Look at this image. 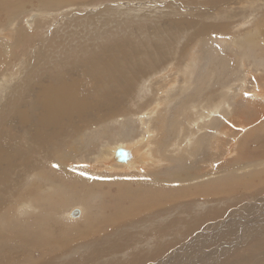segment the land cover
<instances>
[{
  "label": "rangeland",
  "instance_id": "rangeland-1",
  "mask_svg": "<svg viewBox=\"0 0 264 264\" xmlns=\"http://www.w3.org/2000/svg\"><path fill=\"white\" fill-rule=\"evenodd\" d=\"M220 1L222 4L219 0H0V76L12 72L11 85H16L7 97H0V154L5 159L0 165V264H232L234 258L236 264H264V231L256 242L249 237L243 240L238 231L247 222L264 230V98L253 92L258 84L264 87V0ZM223 8L224 13L229 10V14L223 13L225 18L219 16L224 17ZM220 30L226 32L225 37L232 35L225 39L227 43L211 35ZM191 58L195 61L193 83L182 91L181 70ZM74 67L79 72L83 67L89 77H75L79 73ZM64 72L62 80L73 79L78 84L77 106L56 124L39 123L37 118L43 112L39 82H57L55 77ZM156 72L148 90L143 82ZM175 78L176 88L165 92ZM244 82L247 93L236 96ZM226 93L228 101H234L236 115H243L245 126L255 123L243 138L239 136V152L226 157L215 146L210 151L208 138L197 145L190 143L188 150L173 151L187 125L185 131H190L187 119L196 118L192 107L216 103ZM84 96L101 105L103 114L117 112L98 124L104 135H96L89 124L82 140L76 128L89 115L93 117ZM116 99L120 107L114 105ZM158 101L164 103L150 116V122L156 145L153 151L160 154L161 164H143L125 172L106 167L90 172L83 166L93 167L103 145L117 138L125 139L118 145L140 138L143 128L137 115L158 107ZM190 105L191 111L186 112ZM78 113L84 119L78 120ZM186 113L190 116L184 117ZM214 124L213 129L223 125L232 131L226 122ZM235 132L239 135V128ZM213 136L212 131L210 143ZM233 138L229 137V144ZM34 140L45 146L30 153ZM139 148L142 152V145ZM10 151L15 158L8 159ZM139 151L132 154L137 163L142 160ZM207 160L214 172L209 178L185 175L200 173ZM8 165L9 174L4 170ZM177 179L186 181L176 184ZM37 183H42L40 190ZM219 183L224 184L223 190ZM209 187H214L216 198L190 195ZM27 191L34 194L32 199L25 195ZM220 192L226 193L225 201ZM59 197L66 201H58ZM28 200L39 211L21 209ZM206 209L207 214L215 211L212 218H204L202 223L193 218ZM74 210L80 213L74 215ZM230 218L236 222L233 233L225 228ZM27 225L42 229L30 233ZM45 226L48 228L43 230ZM158 243L164 246L160 253Z\"/></svg>",
  "mask_w": 264,
  "mask_h": 264
},
{
  "label": "bare ground",
  "instance_id": "bare-ground-1",
  "mask_svg": "<svg viewBox=\"0 0 264 264\" xmlns=\"http://www.w3.org/2000/svg\"><path fill=\"white\" fill-rule=\"evenodd\" d=\"M230 1V0H229ZM237 1V0H236ZM245 1V0H244ZM255 1V0H254ZM219 2L221 3V1L219 0ZM219 3V4H220ZM219 4H216V5H219ZM222 4V3H221ZM221 4L219 5L220 7H221ZM235 4H237V3H235ZM242 5V4H241ZM249 5V4H248ZM251 5V4H250ZM249 5V6H250ZM215 6V5H214ZM208 7V6H207ZM231 9H233V8H231ZM237 9H239L238 7H237ZM233 10H235V9H233ZM131 11H133V10H129V12L130 13H132ZM221 11V10H220ZM226 11V10H225ZM224 11V8H223V10H222V15H223V13L225 12ZM229 11V10H228ZM228 11L226 12V13H228ZM209 12H211V11H209ZM206 13V12H205ZM212 14H213V12H211ZM226 13H224V14H226ZM231 13V12H230ZM220 14V13H219ZM229 14V13H228ZM209 15V14H208ZM207 15V16H208ZM210 16V15H209ZM213 16H215V14H213ZM217 16H218V14H217ZM221 18H225V16L224 17H222L221 16V14L219 15ZM229 16V15H228ZM233 16V15H232ZM231 16V17H232ZM64 18V17H63ZM211 18H212V16H211ZM221 18H219V19H221ZM228 18V17H227ZM229 18H230V16H229ZM218 19V18H217ZM218 19V20H219ZM183 21V20H182ZM184 22V21H183ZM204 24V23H203ZM199 26H201L202 27V25H199ZM203 26H205V28H207V29H210L211 31L214 29V26L211 24V25H206V24H204ZM205 28H204V30H205ZM226 29V28H225ZM224 29V30H225ZM224 30H220V31H213L212 32V34L211 35H213V38L215 39H217V40H221V41H223V43H227L228 41H225V39L226 38H231V36L232 35H228L227 37H225V34H226V32L224 31ZM251 30H253V29H251ZM201 31V30H200ZM257 31V30H256ZM55 32V31H54ZM183 32V31H182ZM197 32V31H196ZM248 33V32H247ZM33 34V33H32ZM69 34V33H68ZM200 34V33H199ZM203 34V33H202ZM201 34V35H202ZM204 34H206V33H204ZM34 35V34H33ZM183 35V34H182ZM200 35V36H201ZM199 36V37H200ZM44 37V36H43ZM42 37V38H43ZM5 38V37H4ZM215 39V40H216ZM40 41V40H39ZM210 43V42H209ZM47 44H49V43H47ZM255 44V43H254ZM208 45V44H207ZM214 45V44H213ZM14 47H16V46H14ZM7 51H8V49H7ZM163 52V51H162ZM161 52V53H162ZM222 52V51H221ZM11 53V52H10ZM7 54H8V52H7ZM27 54V53H26ZM155 54H158L157 52H155ZM9 55V54H8ZM162 55V54H161ZM1 56V55H0ZM156 56V55H155ZM10 57V56H9ZM63 57V56H62ZM163 58H164V56H162ZM1 58V57H0ZM162 59V58H161ZM1 60V59H0ZM26 62H27V59L25 60ZM227 61H228V59H227ZM7 62V61H6ZM224 61H222V63H223ZM172 63H173V68H174V66H176V64H177V60L176 59H174L173 61H172ZM228 63V62H227ZM95 64V63H94ZM149 64V63H148ZM164 64V63H163ZM96 65H97V63H96ZM150 65V64H149ZM154 65V64H153ZM211 65V64H210ZM4 66V65H3ZM2 66V67H3ZM195 66V61H194V59L193 58H191L187 63H186V65L184 66V68L181 70L182 72H183V76H184V84H183V87H182V91H186V90H188L190 87H191V85H192V83H193V80H192V75H193V71H192V67H194ZM227 66V65H226ZM20 67V66H19ZM17 68V67H16ZM57 68V67H56ZM105 68V67H104ZM103 68V69H104ZM154 68H156V67H154ZM216 68V67H215ZM73 70H76L78 73H79V76H75V77H77V78H79L80 79V77L81 78H88L89 77V75H90V72L88 71H86L83 67H82V70L79 72L77 69H76V67H74V68H72ZM148 69V68H147ZM214 69V68H213ZM212 69V70H213ZM246 69V68H245ZM58 70V69H57ZM171 70V69H170ZM27 71V70H26ZM32 71V70H31ZM17 72H19V71H17ZM22 72H24V71H22ZM158 72V74H163L162 73V69H159V71H157ZM157 72H156V74H151V73H149L148 75H147V77L145 78V80H144V82H143V84H144V86L148 89V90H150L151 89V84H152V80L154 79V78H156L157 76H158V74H157ZM240 72V71H239ZM250 72V71H249ZM70 73V72H69ZM148 73V72H147ZM253 73V72H252ZM65 74H66V72H64V74L63 75H59V76H57V77H55V78H58V80H57V82H51V83H48V84H46V83H43L42 81H40L39 82V88L41 89L40 91H39V93H40V95H41V101H42V104H43V112H42V114L37 118V120L39 121V123H45L46 125H53V124H56L57 122H58V120L57 119H59V118H61V117H63V116H65V115H67L69 112H70V114H72V112H73V110H74V108L77 106V99H78V96H79V92L77 91V86H78V84H76V82L72 79V81H65V80H62L61 78L62 77H64L65 76ZM145 74V73H144ZM173 74H174V72H173ZM208 74V73H207ZM211 74V73H210ZM13 73L12 72H5V73H3L1 76H0V97L1 98H5V97H7L6 95H7V93H8V90L9 89H14L13 88V86H16V85H11L12 84V81H11V79L13 78ZM101 75V74H100ZM165 76V75H164ZM8 77H9V79H8ZM19 77H21V76H19ZM27 77V76H26ZM52 77V76H51ZM73 77V76H72ZM74 77V78H75ZM141 77H143L144 78V76L142 75ZM176 77V76H175ZM24 78V77H23ZM54 78V77H53ZM165 78H167V77H165ZM177 78V77H176ZM176 78H175V80L174 81H172V83H171V81H169L168 82V86H169V88H166L164 91L165 92H168V90L169 91H173L175 88H176V86H177V84H178V79H177V82H176ZM25 80L26 79H23L22 80V86H23V82H24V84H25ZM81 80V79H80ZM107 80V79H106ZM140 80V79H139ZM166 80H169V78H167ZM16 81V80H15ZM45 81V80H44ZM97 81V80H96ZM141 81V80H140ZM35 82V80H33V82L28 86V88L29 87H32V85H33V83ZM49 82V81H48ZM81 82H83V81H81ZM139 82V81H138ZM199 82H201V79L199 80ZM19 83H20V81H19ZM98 83V82H97ZM164 83V82H163ZM202 84H204L203 82H201ZM200 83V84H201ZM15 84V83H14ZM27 84H28V82H27ZM84 84V83H83ZM103 84V83H102ZM111 84V83H110ZM140 84H141V82H140ZM201 84V85H202ZM98 85V84H97ZM142 85V84H141ZM163 85V84H162ZM21 86V87H22ZM26 85H25V87H27ZM108 86V85H107ZM227 86V85H226ZM225 86V87H226ZM244 86H245V82L241 85V88L239 89V92H237V94H235L236 96L237 95H242L244 92H246L247 93V91H246V89L244 88ZM25 87H22V88H25ZM133 87H135V86H133ZM179 87V86H178ZM197 87V86H196ZM203 87V86H202ZM255 87V86H254ZM141 88V87H140ZM199 88L201 89V87L199 86ZM239 88V87H238ZM245 90H244V89ZM21 89V88H20ZM88 89H90V88H88ZM87 89V90H88ZM146 89V90H147ZM224 89V88H223ZM233 89V88H232ZM236 89V88H235ZM23 90V89H22ZM143 90H145L144 89V87H143V89H142V91ZM197 90H198V87H197ZM225 90V89H224ZM231 90V89H230ZM244 90V91H243ZM262 90H264V87L261 85V84H258L257 85V89L255 88L254 90H253V92L255 91V94L257 95V96H259V95H262V97L264 98V93H262ZM12 91V90H11ZM235 91V90H234ZM257 91V92H256ZM21 92V91H20ZM25 92V91H24ZM198 92H202V91H199L198 90ZM197 92V93H198ZM212 92V91H211ZM114 93V92H113ZM205 93V92H204ZM229 93V92H228ZM262 93V94H261ZM91 94V93H90ZM225 94V93H224ZM249 94V93H248ZM207 95V94H206ZM229 95V94H228ZM208 96V95H207ZM38 96H36V98H37ZM89 96H87V98H88ZM99 97V96H98ZM97 97V98H98ZM212 98H213V95L211 96ZM232 97V96H231ZM251 97V99L254 97V96H250ZM0 98V99H1ZM84 98H85V103H86V105L88 106V108H89V110H90V114H92V116L93 117H91L90 115L88 116V118H86V119H84L83 118V116L81 115V114H76V118L78 119V120H82V119H84V121L82 122V123H80L78 126H77V130L78 131H80V137H82V140H83V135H84V132H86L85 130H87V129H89L88 127H86L87 125H89V124H93V128H94V130H92V131H95V134L96 135H104V132H102L99 128H100V126H98V124H101V123H103V118L105 117V116H107V115H109V114H112V115H115L116 114V112L117 111H115L114 113H112L111 111H109V112H107V113H105V114H103L102 112H101V105H94V102H90V101H88L87 100V98L84 96ZM191 98H193V96L191 95ZM190 98V99H191ZM3 99L2 100H0V102L2 101V103H3ZM23 99H25V97H23ZM177 100V99H176ZM27 100L25 99L23 102H26ZM102 101V100H101ZM192 101H193V99H192ZM191 100H190V103L192 102ZM7 102V101H6ZM99 102V101H98ZM187 102V101H186ZM196 102V101H195ZM210 102H212L211 100H210ZM216 103H209V105H205L206 103H204L203 104V106H201L200 107V105H199V103L197 104V105H194L193 107H192V110L196 113V118L195 119H190V114H188V113H186V116H184V117H187V115H188V119L187 118H185V119H187V120H189L188 122L190 123V125H191V128H190V131L189 132H186L185 130H187V127H189L188 125H187V127H185L184 129H183V131H182V135H181V139H180V141H179V143H177L176 145H175V148H174V146H173V151H174V149H178V150H181V149H186V150H188V149H190L191 147H192V145H191V147H190V143L192 144H194V145H197L198 144V142L199 141H205L206 142V140H207V138H208V145H209V150L211 151V149H212V147H214L215 146V148L216 149H218V153H219V155L221 154V155H223V156H228V157H230V156H233V155H236L237 154V152H236V150L238 151V148H239V146H238V144H239V142H240V139H239V136L241 135L242 136V138L244 137V132L245 131H247V130H250L251 128L250 127H252V126H255V123L254 124H252L251 126H245V123L243 122V119H242V117H243V115H240V116H237L236 115V111L234 110V108H233V102L232 103H230L229 101H228V99H227V93H226V95L225 96H222V97H220V99H218V101H215ZM5 103V102H4ZM158 103V107H153L152 109H150V110H147V111H145V112H142V113H139L138 115H137V118L138 119H140V122H141V124H142V128H143V133H142V135H141V137L140 138H136V139H133L132 141H129L128 143H123V144H120V145H127V146H131V147H126V146H120V145H118V143H119V140H125V139H122L123 137H120V138H117V140H116V142H112V143H110V144H106V145H103V149H101L100 151H99V154L96 156V161H95V164H93L92 166L93 167H91V165H87V164H84L83 166H86L87 167V169L90 171V172H96V171H102V169L101 168H103V169H106V168H108V169H110L111 171L112 170H115V169H119V170H121V171H131V170H135V169H140V168H142V165L143 164H147V165H156V164H161V158H160V154H157V153H154V149H155V147H156V145L154 144V141H153V138H154V136H153V134H154V130L152 129V127H151V122H150V120H153L150 116H155V114H157V112H158V110H159V107L164 103V101H158L157 102ZM187 103H189V102H187ZM186 103V104H187ZM201 103V102H200ZM99 104V103H98ZM102 104V103H101ZM184 104V103H183ZM114 105H116V106H119V100L118 99H116L115 101H114ZM235 105V104H234ZM184 106V105H183ZM120 107V106H119ZM181 107H182V105H181ZM88 108H87V111H88ZM177 108V107H176ZM185 108V107H184ZM184 108H182V109H184ZM186 109V112H190L191 111V105H190V109L189 108H185ZM184 109V110H185ZM177 111V110H176ZM183 111V110H182ZM181 111V112H182ZM180 112V111H179ZM127 114V113H126ZM126 114H125V116H126ZM166 114V113H165ZM164 114V115H165ZM181 114V113H180ZM163 115V114H162ZM176 115H177V113H176ZM182 115H183V113H182ZM125 116H124V120H125ZM194 116V115H193ZM145 117H149V118H145ZM193 118V117H192ZM31 123H33V121L31 120V119H28ZM72 120H73V117H72ZM118 121V120H117ZM216 121H222V122H226V124H224V125H227V124H229L230 126H232L231 127V130L233 131V130H235L236 131V129L237 128H239V130H240V133H239V135L238 134H236V132L234 131L233 133H232V131H230L229 129H226V128H224L223 127V125H221L219 128H215V129H213V126L215 127V122ZM4 122V121H3ZM237 127V128H236ZM171 128V127H170ZM177 128V127H176ZM252 128H255V127H252ZM179 129V128H178ZM168 130V129H167ZM179 131V130H178ZM213 131V133H214V136H213V138H212V140H211V143H210V139H209V133L210 132H212ZM91 132V131H90ZM88 133V132H87ZM187 134H190V138H188V136H187ZM3 135V134H2ZM95 135V136H96ZM90 136V135H89ZM79 137V138H80ZM87 137V136H86ZM93 137V136H92ZM98 137V136H97ZM229 137H234L233 138V140H232V142L229 144V142H228V140H229ZM188 138V139H187ZM87 139V138H86ZM88 139H91L90 137L88 138ZM187 139V140H186ZM213 139H214V141H213ZM185 140V141H184ZM231 140V139H230ZM61 141H64L65 142V138L63 137L62 139H61ZM91 141V140H90ZM105 141V140H104ZM182 141H184V142H182ZM173 142V141H172ZM213 143H214V145H213ZM159 144H164V143H159ZM170 144H173V143H170ZM169 144V145H170ZM4 145V144H3ZM57 145V144H56ZM142 145V152H140L139 151V149H141V148H139L140 146ZM168 145V146H169ZM232 145H235V151H233L232 150V148L231 147H233ZM32 146V147H31ZM44 146H45V144H43L41 141H37V140H34V142L33 143H31L30 145H29V151H30V153H32L33 152V150L36 148V147H38V148H44ZM163 146H165V145H163ZM51 147V146H50ZM50 147H46V151H51V148ZM54 147H56V146H54ZM57 148V147H56ZM119 148H123L125 151H126V154H125V156H124V158H122V159H119L117 156H116V153H117V150L119 149ZM170 148V147H169ZM69 150V149H68ZM164 150H166L165 149V147H164ZM172 150V149H171ZM171 150H169V151H171ZM137 151H139V153H140V155H139V158L140 159H142L141 161L139 160L138 161V163L136 162V158L134 157V156H132V154L133 155H136V154H138V152ZM165 152V151H164ZM239 152V151H238ZM171 153V152H170ZM171 155V154H170ZM7 156H8V159H11V158H15V154H14V152H12V151H10L9 153H7ZM47 158V157H46ZM81 160H85V159H81ZM81 160L80 159H78V165L80 166L81 165ZM222 160V159H221ZM5 161V159L4 158H2V156H1V154H0V165L3 163ZM45 161V159L44 160H42L41 162H44ZM225 162V161H224ZM22 163V162H21ZM237 163V162H236ZM250 163V162H249ZM69 164H73L72 162H70ZM96 164H100V166L98 165V166H94V165H96ZM245 164V163H244ZM244 164H242V167H243V165ZM13 166V165H12ZM2 167L4 168V165H2ZM94 167H96V168H99V170H97L96 168H94ZM106 167V168H105ZM257 167V166H256ZM36 168V167H35ZM35 168H33V170H35ZM72 168H73V166H72ZM10 169H11V165L9 166H6V168L4 169L8 174L10 173ZM20 169H22V164H20ZM38 169V168H37ZM77 169V168H76ZM118 170V171H119ZM107 171V170H106ZM200 173H197L196 175H194V174H191V173H187V174H185V175H190L189 177H191V178H197L198 176L199 177H201V176H203V178H209L210 177V175L212 174V173H214L213 172V167H212V164H211V160H207V163L204 165V168H203V170H198ZM35 172V171H34ZM251 173V172H250ZM169 177V176H168ZM46 180H48V179H46ZM187 180H190V181H194V180H191V179H187ZM174 181H177V182H175L176 184L177 183H185V179H180V180H174ZM143 184V183H142ZM157 184H159V183H157ZM219 185H220V187H221V190H223L224 189V184H220L219 183ZM42 183H37V185L35 186L36 188H38V190H40L42 187ZM17 187V186H16ZM143 187V186H142ZM214 187H215V184H214ZM214 187H213V189L211 188V187H209L205 192H198V193H196L194 190H193V192L190 194V195H193V194H196V195H200V196H202L203 197V199H213V198H216L217 197V195L215 194V192H214ZM226 189V188H225ZM209 190V191H208ZM43 191V190H42ZM158 193V192H157ZM221 193V196L220 197H222V200L223 201H225V194L226 193H223V192H220ZM51 194V193H50ZM48 195V197H49V201H51L52 199H53V196H51V195ZM27 197H29L30 199H32V197L31 196H33V195H31L30 194V192L29 191H27L26 192V194H25ZM186 195H188V193H186ZM142 197V196H141ZM207 197V198H206ZM159 198V197H158ZM14 199V198H13ZM38 199H39V197H38ZM63 198H61V197H59V198H57V200L58 201H62V202H64V201H66L65 199H63ZM196 199H200V198H196ZM34 200H36V198L34 199ZM56 200V199H55ZM175 200V199H174ZM20 201V200H19ZM144 201V200H143ZM185 201V200H184ZM191 201V200H190ZM21 202V201H20ZM23 202V201H22ZM40 202V201H39ZM68 202V201H67ZM186 202V201H185ZM11 203V202H10ZM150 203H151V201H150ZM152 203H154V202H152ZM188 203V202H187ZM13 204V203H12ZM147 205V204H146ZM154 205H156V203L154 204ZM191 205H193V203L191 202ZM215 205V204H214ZM151 206V205H150ZM7 207H8V205H7ZM20 207H21V209H23L24 208V210L25 209H31V210H35V211H39V208L38 207H36L35 205H34V201L33 202H31L30 200H28L27 202H24V203H22L21 205H20ZM15 208V207H14ZM82 208V207H81ZM147 208V207H146ZM246 208V207H245ZM9 210V209H8ZM65 211V210H64ZM74 211H77V214L76 215H78L79 213H80V211L79 210H74ZM74 211L72 212V214H74ZM82 211H84V210H82ZM215 211L213 210V212H212V214H207V209L206 210H204V211H202V214H201V212H196L194 215H193V218H200L199 219V222L200 223H202L203 221H205V219L204 218H212V215H213V213H214ZM3 214H6V211H4L3 212ZM149 214V213H148ZM207 214V215H206ZM67 215V214H66ZM91 215V214H90ZM197 215V216H196ZM224 215V214H223ZM226 215V214H225ZM224 215V216H225ZM260 215H262V213L260 214ZM81 216V215H80ZM229 216H231V213H230V215ZM83 217V216H82ZM258 217V216H257ZM256 217V218H257ZM264 217V216H263ZM79 218V217H78ZM77 218V219H78ZM81 218V217H80ZM239 218V217H238ZM254 218V217H253ZM249 220H250V218H249ZM255 221V220H254ZM198 222V223H199ZM259 222V221H258ZM264 222V221H263ZM262 222V223H263ZM87 222H84V224L85 225H88V224H86ZM224 223V222H223ZM234 223H236L232 218H230V219H228L227 221H226V223H225V228H227L228 227V230H227V232H230V233H233V232H236V227L235 226H233L234 225ZM252 222H247V223H245V225H241V226H239V230L238 231H240L243 235H242V238H243V240H245V238L246 239H249L250 238V241H253V242H256V239H257V235H259V236H263L262 235V232L264 231L259 225H257V224H251ZM261 223V222H260ZM28 226V225H27ZM26 227V226H25ZM30 227V229H28V230H31L30 231V233L32 232V230H39L40 231V229H42L41 227H36V228H33V227H31V226H28V228ZM222 227V226H221ZM250 227V228H249ZM46 228H48V226H45V229H43V230H46ZM224 228V227H223ZM246 228H249V230L247 231L246 230ZM222 230V229H221ZM47 231H48V233L50 232V231H52L53 232V230L52 229H47ZM35 232V231H34ZM37 232V231H36ZM43 232V231H42ZM241 235V234H240ZM215 236H217V235H215ZM53 237V236H52ZM249 237V238H248ZM192 243V242H191ZM188 244V243H187ZM159 247V249H158V253H160V252H162V249H163V247L164 246H162V245H160V243H158V246H156V249ZM245 247H243V249H244ZM199 249V248H198ZM241 249H242V247H241ZM242 249V250H243ZM2 252H3V250H2ZM18 252V251H17ZM6 254H7V252H5ZM4 253V254H5ZM13 253V252H12ZM16 254V253H15ZM58 254V253H57ZM3 255V254H2ZM8 255V254H7ZM18 256V255H17ZM2 257V256H1ZM6 257V256H5ZM140 257V256H139ZM138 257V258H139ZM2 258H4V257H2ZM137 258V257H136ZM263 258V257H262ZM249 259V258H248ZM247 259V260H248ZM13 260V259H12ZM136 260V259H135ZM140 260V259H139ZM206 260V259H205ZM236 259L234 258L232 261H233V263L232 264H236V261H235ZM250 260V259H249ZM249 260L247 261V262H249ZM259 260H260V258H259ZM263 260V259H262ZM11 261V260H10ZM15 261H16V259H15ZM19 261H20V259H19ZM44 261H45V259H44ZM168 261V260H167ZM252 261V260H251ZM250 261V262H251ZM94 262V261H93ZM96 262V261H95ZM245 262V261H244ZM243 262V263H244ZM246 262V263H247ZM260 262H262V261H258V264H260ZM108 262H102L101 264H107ZM115 263V262H114ZM135 263V262H134ZM221 263V262H220ZM242 263V264H243ZM257 263V262H256ZM93 264H98V262L97 263H93ZM116 264V263H115ZM223 264H225V263H223ZM253 264H255L254 262H253Z\"/></svg>",
  "mask_w": 264,
  "mask_h": 264
},
{
  "label": "water",
  "instance_id": "water-1",
  "mask_svg": "<svg viewBox=\"0 0 264 264\" xmlns=\"http://www.w3.org/2000/svg\"><path fill=\"white\" fill-rule=\"evenodd\" d=\"M125 154H126V151H125L123 148H119V149L117 150L116 156H117L119 159H122V158H124ZM76 214H77V211H74V215H76Z\"/></svg>",
  "mask_w": 264,
  "mask_h": 264
},
{
  "label": "trees",
  "instance_id": "trees-1",
  "mask_svg": "<svg viewBox=\"0 0 264 264\" xmlns=\"http://www.w3.org/2000/svg\"><path fill=\"white\" fill-rule=\"evenodd\" d=\"M54 149V147L52 148V150Z\"/></svg>",
  "mask_w": 264,
  "mask_h": 264
}]
</instances>
